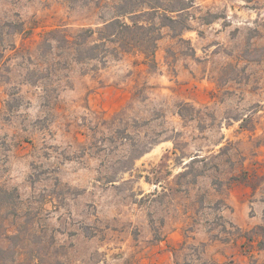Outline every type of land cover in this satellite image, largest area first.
Listing matches in <instances>:
<instances>
[{"label": "rangeland", "instance_id": "obj_1", "mask_svg": "<svg viewBox=\"0 0 264 264\" xmlns=\"http://www.w3.org/2000/svg\"><path fill=\"white\" fill-rule=\"evenodd\" d=\"M188 1L156 65L65 68L44 31L147 5L0 0V264H264V0Z\"/></svg>", "mask_w": 264, "mask_h": 264}, {"label": "trees", "instance_id": "obj_2", "mask_svg": "<svg viewBox=\"0 0 264 264\" xmlns=\"http://www.w3.org/2000/svg\"><path fill=\"white\" fill-rule=\"evenodd\" d=\"M141 2L147 7L129 9L126 4H122L113 17L96 27H55L46 30L38 43L37 52L48 58H63L65 68L72 61H98L106 64L110 58L117 59L130 53L142 54V63L156 65V52L163 38V28L170 27L175 36L184 39V31L192 28L186 20L192 4L188 0H172V3L160 0ZM22 31L23 24L13 33ZM26 33H31V30H26ZM12 45L18 49L15 43Z\"/></svg>", "mask_w": 264, "mask_h": 264}]
</instances>
